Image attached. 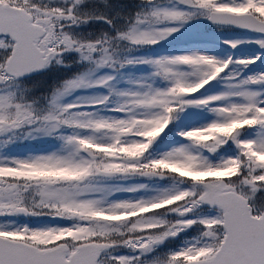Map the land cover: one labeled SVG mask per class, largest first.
Wrapping results in <instances>:
<instances>
[{"label":"snow or ice","instance_id":"obj_1","mask_svg":"<svg viewBox=\"0 0 264 264\" xmlns=\"http://www.w3.org/2000/svg\"><path fill=\"white\" fill-rule=\"evenodd\" d=\"M0 264H264V0H0Z\"/></svg>","mask_w":264,"mask_h":264}]
</instances>
